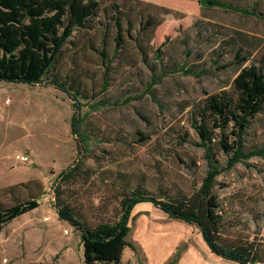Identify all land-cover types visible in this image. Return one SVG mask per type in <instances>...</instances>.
Masks as SVG:
<instances>
[{
    "label": "rangeland",
    "instance_id": "rangeland-1",
    "mask_svg": "<svg viewBox=\"0 0 264 264\" xmlns=\"http://www.w3.org/2000/svg\"><path fill=\"white\" fill-rule=\"evenodd\" d=\"M229 1L259 3L264 11V0ZM199 7V0L101 1L96 16L73 34L48 73L86 105L76 115L82 144L72 133L75 108L66 94L53 86L0 81V205L39 202L4 228L1 259L7 264H84L80 232L58 218L56 187L61 202L95 227L119 220L126 194L175 200L201 186L208 168L192 127L193 106L230 89L236 70L219 67L232 61L237 31L259 39L253 41L261 46L252 59L264 54V19L223 10H204L201 17ZM157 55L170 68L208 72L199 78L169 74L149 91L148 65L157 63ZM106 81L104 99L110 104L92 110L87 103L98 98ZM244 145L264 148V112L251 120ZM215 152L226 164L229 156ZM21 156L30 162H20ZM64 171L70 176L59 182ZM214 194L223 215L221 241L254 242L264 264V156L220 175ZM134 215H147L150 226L143 218L131 219L127 240L140 241L152 264L176 245L181 252L197 249L185 264L206 259L231 264L211 252L196 225L172 220L152 204L137 206ZM138 244L136 251L125 249L121 264H145Z\"/></svg>",
    "mask_w": 264,
    "mask_h": 264
},
{
    "label": "trees",
    "instance_id": "trees-1",
    "mask_svg": "<svg viewBox=\"0 0 264 264\" xmlns=\"http://www.w3.org/2000/svg\"><path fill=\"white\" fill-rule=\"evenodd\" d=\"M102 0H0V81L7 84L28 86L46 85L66 94L74 103L75 115L71 120L72 133L84 143L81 134L80 114L86 106L79 101L80 95L72 93L57 79L48 77L50 69L61 54L63 47L76 31L96 16ZM201 17L204 10H223L246 18L264 19L260 4L236 5L229 0H199ZM233 37L232 61L219 69L234 67L236 76L230 89L225 88L206 97L193 106L192 127L204 149L207 173L201 186L191 196L164 200L141 192H132L122 197V214L115 223L88 226L77 212L61 202L60 189L55 188L56 207L60 221L80 232L84 264H121L126 248L136 250L127 240L129 223L137 205L149 203L167 214L171 219L196 225L211 252L231 264H259L261 249L254 242L228 246L221 241L223 215L220 201L214 194L217 178L232 170L237 164L251 158L263 157L264 148L246 150L244 137L251 120L264 112V54L256 59L254 52L261 46L253 41L257 37L237 31ZM164 44L157 50L162 52ZM157 63L148 65L151 78L149 91L160 84L169 74L181 72L184 76L199 78L208 71L170 68L160 56ZM146 62V59H145ZM148 63V61H147ZM107 81L98 98L88 101L92 110L98 111L110 104L104 99ZM156 104L160 101L153 95ZM216 150L228 155L226 164H220ZM67 171L59 175V182L68 179ZM39 208L37 199L18 202L3 208L0 205V264L1 234L15 219Z\"/></svg>",
    "mask_w": 264,
    "mask_h": 264
},
{
    "label": "crops",
    "instance_id": "crops-1",
    "mask_svg": "<svg viewBox=\"0 0 264 264\" xmlns=\"http://www.w3.org/2000/svg\"><path fill=\"white\" fill-rule=\"evenodd\" d=\"M200 8V7H199ZM21 157H27V156H21ZM29 158V157H28ZM20 162H22V163H28V162H30V160H28V161H21L20 160ZM144 204H149V203H144ZM141 205V204H140ZM137 206H139V205H137ZM136 206V207H137ZM135 207V208H136ZM141 208V207H140ZM136 218H143V219H145V220H147L146 221V224H147V226L149 225L150 226V224H149V217L147 216V215H134L133 217H132V220H136ZM171 219V218H170ZM172 220H174V219H172ZM175 221H178V220H175ZM141 222V221H140ZM140 222H138L136 225H138ZM181 222V221H180ZM184 223V222H183ZM170 224V223H169ZM186 224V223H185ZM131 228V227H130ZM130 233H131V230H130ZM130 233H129V235H130ZM203 239V238H202ZM140 242V241H139ZM139 242H135L134 244H132V245H134V247H135V244H138ZM138 246H139V244H138ZM140 247V246H139ZM136 248V247H135ZM141 248V247H140ZM136 251V250H135ZM141 251H142V254H143V257L146 259V261L144 262L145 264H152L151 262H150V259H149V257H148V255L145 253V251H143L142 250V248H141ZM197 252V249L196 248H191V249H187L186 251H184V252H181V250L179 249L178 250V247H177V245L169 252V254H167L164 258H162L160 261H159V263L158 264H185V262L187 261V259L189 258V257H193V253L192 252ZM199 256H202V255H200L199 254ZM2 257H4V255H3V251H2V247H1V258ZM198 257V256H197ZM196 257V258H197ZM191 258H189V259H191ZM3 259H6V258H3ZM2 259V260H3ZM188 259V260H189ZM8 260V259H7ZM207 262H208V260L206 259V261L203 263V264H207ZM8 263V262H7ZM222 264H224V263H222Z\"/></svg>",
    "mask_w": 264,
    "mask_h": 264
},
{
    "label": "built area",
    "instance_id": "built-area-1",
    "mask_svg": "<svg viewBox=\"0 0 264 264\" xmlns=\"http://www.w3.org/2000/svg\"><path fill=\"white\" fill-rule=\"evenodd\" d=\"M20 160H21V161H25V162H26V161H28V160H29V158H28V157H20ZM65 234H67V235H68V231H66V232H65ZM7 262H8V260H7V259H3V260H2V263H3V264H7Z\"/></svg>",
    "mask_w": 264,
    "mask_h": 264
},
{
    "label": "bare ground",
    "instance_id": "bare-ground-1",
    "mask_svg": "<svg viewBox=\"0 0 264 264\" xmlns=\"http://www.w3.org/2000/svg\"><path fill=\"white\" fill-rule=\"evenodd\" d=\"M154 250V249H153ZM155 251V250H154Z\"/></svg>",
    "mask_w": 264,
    "mask_h": 264
}]
</instances>
